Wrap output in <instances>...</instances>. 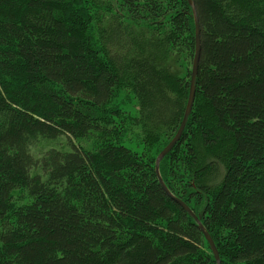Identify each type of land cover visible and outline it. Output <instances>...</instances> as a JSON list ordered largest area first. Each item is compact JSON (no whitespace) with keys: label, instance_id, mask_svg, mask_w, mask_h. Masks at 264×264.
I'll list each match as a JSON object with an SVG mask.
<instances>
[{"label":"trees","instance_id":"trees-1","mask_svg":"<svg viewBox=\"0 0 264 264\" xmlns=\"http://www.w3.org/2000/svg\"><path fill=\"white\" fill-rule=\"evenodd\" d=\"M194 1L160 173L221 264H264V0ZM195 48L188 0H0V264H217L155 171Z\"/></svg>","mask_w":264,"mask_h":264},{"label":"water","instance_id":"water-1","mask_svg":"<svg viewBox=\"0 0 264 264\" xmlns=\"http://www.w3.org/2000/svg\"><path fill=\"white\" fill-rule=\"evenodd\" d=\"M189 5L193 11L194 20H195V26H196V48H195V57L193 61L192 66V73H191V82H190V91L188 96V103L187 107L185 109L183 121L181 123V126L179 128V131L177 132L175 138L165 147V149L160 153V155L157 157L156 160V175L159 180V183L163 187V189L167 192V194L175 201H177L184 210L192 217V219L196 222L199 229L202 231V233L205 236L206 241L208 242L211 251L213 252V255L215 256L217 264H221V258L218 252V249L211 238L210 234L205 229L204 225L201 223L200 219L194 214V212L183 202H181L179 199H177L167 188L165 185V182L163 181V178L160 173V165L161 162L165 159V157L168 156V154L173 150L176 144L181 140L183 133L186 129V126L188 124L189 118L193 111V105L194 100L196 96V89H197V77H198V70H199V62H200V56H201V30H200V24H199V18H198V12L197 7L194 0H188Z\"/></svg>","mask_w":264,"mask_h":264},{"label":"rangeland","instance_id":"rangeland-1","mask_svg":"<svg viewBox=\"0 0 264 264\" xmlns=\"http://www.w3.org/2000/svg\"><path fill=\"white\" fill-rule=\"evenodd\" d=\"M193 12V11H192ZM112 25V24H111ZM133 28L130 27V26H123L121 29H112L114 33H118L119 31L121 30H132ZM145 39V40H144ZM148 39V37L146 38L145 34H141L140 32H134L132 33V40H136V41H146ZM111 49V48H110ZM170 49V47H169ZM178 49V48H177ZM179 51V50H178ZM184 52V51H183ZM182 52V53H183ZM166 59H169L170 60V55H166L165 57ZM192 59V58H191ZM193 60V59H192ZM168 67V66H166ZM192 68V66H190ZM185 70V67L184 65H181V64H176L175 66V70H174V73L177 75V76H180ZM62 139V138H61ZM65 140L62 139L60 142H64ZM89 142V143H88ZM59 142H41L39 147H37V149L34 151L36 154H40V151H42L43 149H46V148H49V147H55ZM88 143V144H87ZM93 143V141L89 140L85 143V145L87 144L88 146Z\"/></svg>","mask_w":264,"mask_h":264},{"label":"bare ground","instance_id":"bare-ground-1","mask_svg":"<svg viewBox=\"0 0 264 264\" xmlns=\"http://www.w3.org/2000/svg\"><path fill=\"white\" fill-rule=\"evenodd\" d=\"M194 103H195V100H194ZM193 107H194V105H193ZM178 131H179V130H178ZM174 138H175V137H174ZM174 138H173V139H174ZM173 139H172V140H173Z\"/></svg>","mask_w":264,"mask_h":264}]
</instances>
